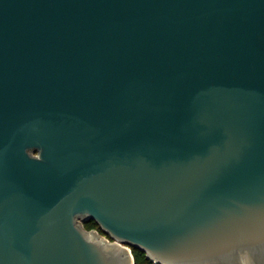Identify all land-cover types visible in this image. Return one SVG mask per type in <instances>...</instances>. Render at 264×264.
Instances as JSON below:
<instances>
[{
  "label": "water",
  "instance_id": "1",
  "mask_svg": "<svg viewBox=\"0 0 264 264\" xmlns=\"http://www.w3.org/2000/svg\"><path fill=\"white\" fill-rule=\"evenodd\" d=\"M131 248L264 264V0H0V264Z\"/></svg>",
  "mask_w": 264,
  "mask_h": 264
},
{
  "label": "trees",
  "instance_id": "2",
  "mask_svg": "<svg viewBox=\"0 0 264 264\" xmlns=\"http://www.w3.org/2000/svg\"><path fill=\"white\" fill-rule=\"evenodd\" d=\"M84 224L87 226L96 227L97 230L101 232V234L105 235L101 230H99L98 225L93 220H89ZM131 253L134 261L133 264H157L147 258L145 253L139 249L131 248Z\"/></svg>",
  "mask_w": 264,
  "mask_h": 264
},
{
  "label": "rangeland",
  "instance_id": "3",
  "mask_svg": "<svg viewBox=\"0 0 264 264\" xmlns=\"http://www.w3.org/2000/svg\"><path fill=\"white\" fill-rule=\"evenodd\" d=\"M77 225H78L81 229H83L84 232H91V231H94V232H95V231H96V232H98V233L100 234L101 237L103 236L104 238H108L107 235H103V234H101V232L98 231L96 227L87 226V225H85L84 223H81V220H80V219H77ZM108 239H109V238H108Z\"/></svg>",
  "mask_w": 264,
  "mask_h": 264
}]
</instances>
